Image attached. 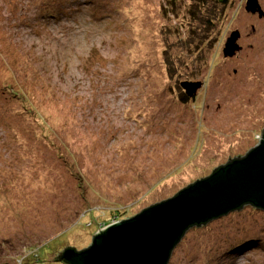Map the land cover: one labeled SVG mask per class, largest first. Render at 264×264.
Segmentation results:
<instances>
[{"label":"rangeland","instance_id":"374dc122","mask_svg":"<svg viewBox=\"0 0 264 264\" xmlns=\"http://www.w3.org/2000/svg\"><path fill=\"white\" fill-rule=\"evenodd\" d=\"M171 1L178 16L168 0H0V264H62L257 145L264 0L262 17L247 0ZM168 264H264V212L191 228Z\"/></svg>","mask_w":264,"mask_h":264},{"label":"water","instance_id":"95a60500","mask_svg":"<svg viewBox=\"0 0 264 264\" xmlns=\"http://www.w3.org/2000/svg\"><path fill=\"white\" fill-rule=\"evenodd\" d=\"M254 2L247 0L246 11L254 13L258 9L262 17ZM237 38L238 32L227 40L225 57H232L239 49ZM198 86L189 84L185 88L195 92ZM258 140L245 155L228 159L225 165L214 168L209 176L182 188L173 197L150 205L128 220L98 229L87 248L78 252L66 247L69 249L63 251L62 260L67 264H168L189 228L247 205L264 212V132ZM56 260L57 257L51 261Z\"/></svg>","mask_w":264,"mask_h":264},{"label":"trees","instance_id":"16d2710c","mask_svg":"<svg viewBox=\"0 0 264 264\" xmlns=\"http://www.w3.org/2000/svg\"><path fill=\"white\" fill-rule=\"evenodd\" d=\"M202 1H204V0H201L200 2H202ZM208 1V0H207ZM199 2V3H200ZM211 2H213L216 6H222V7H224L225 8V6L226 7H229L230 5H233V3L232 2H230V0H210V3ZM178 2H173V1H171V0H168V2H166V6H165V8L162 10V12L164 11H166V8H167V6H169V8H170V10H171V12L172 13H174V14H176V16H178V12H177V8H178V4H177ZM200 6H201V4H200ZM199 6V7H200ZM177 7V8H176ZM184 9V8H183ZM180 10V9H179ZM185 11V13H183V15L182 16H184L183 18H184V20L183 21H181V23H184L185 21H187V18H188V16H191V12L190 11H188V10H186V9H184ZM181 13H182V10H181ZM212 23V22H211ZM211 23L209 22L208 23V25H211ZM182 26H183V24H182ZM199 35H198V32L196 33V36L194 37V39H196L197 41H195V43H197V42H199V43H202V39H198L197 37H198ZM193 39V38H192ZM191 39V40H192ZM184 43H186V44H188V41H184ZM183 43V44H184ZM185 45V44H184ZM200 48V47H199ZM7 90L8 91H10V93H11V95H13V96H15V97H18V96H20V92H19V90H15L14 88H12V87H7ZM263 132H264V129L262 130V132H261V134H260V137H259V139H261V137H262V135H263ZM245 207V206H244ZM243 208V207H242ZM240 210V209H239ZM238 211V210H237ZM234 212V211H233ZM211 222V221H210ZM209 223V222H208ZM208 223H206V224H204V225H200V226H195V227H191V228H201V227H204V226H206ZM191 228H189L186 232H185V234L191 229ZM184 234V235H185ZM184 237V236H183ZM182 237V238H183ZM248 243V242H247ZM252 244V242H249L248 244H245L246 246H249V245H251ZM243 246L244 245H242L241 247L243 248ZM177 247V246H176ZM175 247V248H176ZM66 249H69V248H64V249H62V250H60L59 252H58V255H57V261H59V262H62V264H67V263H65L63 260H62V258H61V256H62V253H63V251L64 250H66ZM75 250V249H74ZM174 251V250H173ZM79 252V251H78ZM173 253V252H172ZM171 253V254H172ZM32 257H36V258H38L37 256H32ZM171 257V256H170ZM169 260H170V258H169Z\"/></svg>","mask_w":264,"mask_h":264},{"label":"flooded vegetation","instance_id":"af4514ba","mask_svg":"<svg viewBox=\"0 0 264 264\" xmlns=\"http://www.w3.org/2000/svg\"><path fill=\"white\" fill-rule=\"evenodd\" d=\"M234 73H235V71H234ZM194 76H196L197 77V74H195ZM188 80H190V79H188ZM187 80V81H188ZM192 80H194V79H192ZM196 82L197 83H200L199 84V86L197 87V90L195 91V92H192V93H189V91L188 92H182V98H187V99H195V97L198 95V90H200L201 88L202 89H204L205 87H204V81H199V80H196ZM201 89V90H202ZM188 94H191L190 96L188 95Z\"/></svg>","mask_w":264,"mask_h":264}]
</instances>
